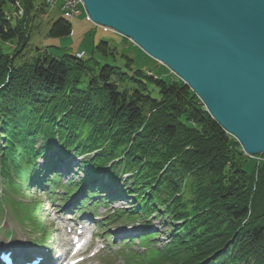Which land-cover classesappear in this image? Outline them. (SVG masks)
<instances>
[{"label":"trees","instance_id":"16d2710c","mask_svg":"<svg viewBox=\"0 0 264 264\" xmlns=\"http://www.w3.org/2000/svg\"><path fill=\"white\" fill-rule=\"evenodd\" d=\"M15 1L0 0V201L35 226L38 206L29 191L54 185L51 168L38 163L57 150L82 158L77 170L83 177L67 187L70 193L108 177L130 202L129 209L114 210L104 227L118 220L144 225L138 243L145 252L136 253L150 252L143 264H264V160L251 161L177 76L169 83L142 70L129 76L113 65L96 76L90 60L78 54L11 66L2 46L29 39L25 20L8 9ZM58 5L61 16L49 30L53 39L73 32L62 3L48 8L22 0L26 18H40ZM98 47L109 49L106 41ZM43 178L42 186L33 185ZM101 190L87 194L104 195ZM112 201L119 200L98 203ZM155 221L168 232L149 231Z\"/></svg>","mask_w":264,"mask_h":264},{"label":"water","instance_id":"95a60500","mask_svg":"<svg viewBox=\"0 0 264 264\" xmlns=\"http://www.w3.org/2000/svg\"><path fill=\"white\" fill-rule=\"evenodd\" d=\"M88 19L164 64L264 157V0H83Z\"/></svg>","mask_w":264,"mask_h":264},{"label":"rangeland","instance_id":"374dc122","mask_svg":"<svg viewBox=\"0 0 264 264\" xmlns=\"http://www.w3.org/2000/svg\"><path fill=\"white\" fill-rule=\"evenodd\" d=\"M36 1L38 2L39 0ZM8 9L15 10V8L12 7L10 3L8 4ZM45 13L48 14V17H44ZM45 13L39 14V16H41L40 18L29 16L26 18L25 14L22 18H18L19 21L25 20V33L29 39L27 43L13 42L2 46V51L11 61V66H27L33 62L35 58L37 59L44 58L46 56H54L53 54H56L59 57H62L66 54L71 56H76L78 54L79 58L84 57L85 60H90L89 66L94 68L96 76L99 74L98 72L104 65H113L118 67L121 72L128 74L129 76H133L136 70H142L146 76L154 77L156 79L162 78L169 83H172L174 80H176V75L173 74V72H171L161 62L150 58L130 39L120 36L109 28V31H106V28H101L100 26L87 21L88 16L85 8H82L80 13L71 20V24L73 26V32L71 36L62 39H53L49 37L50 27L52 26L53 22L58 20L61 16L59 5L57 6V9L52 11L46 10ZM9 18L11 19V16ZM101 41L107 42V45L109 46L107 53L98 47ZM81 55H83V57H81ZM121 87L125 88V83L121 85ZM197 102L202 104L200 100ZM71 158L74 159V156ZM250 160L252 161L253 159ZM250 160H248V162ZM75 161L79 164L82 161V158H76ZM40 162L42 163V161ZM249 164L245 166L246 170L249 168V166L252 168V165ZM67 181L68 179L66 182ZM31 195L33 198L39 199V202H41L40 200H42L44 203L47 202L45 198L42 197V195L39 196L35 193H31ZM48 202L50 203V201ZM50 205L47 208H45L43 205L44 212H42L43 215L41 214L40 217L45 229L52 233V230H56V228H58L54 218L57 217L59 212L54 210ZM122 206L125 207L129 205L124 203L114 204L111 206L112 209L110 207V209L96 207L95 214L96 216H99L97 220L103 221L104 217L110 216L112 210L118 208L122 209ZM62 208H64V206ZM62 208L59 210H62ZM161 224L162 223L160 221H155L154 226L152 227L153 231L156 230V232H168V230H166ZM20 226V223L13 217L10 208L4 206L3 216L0 217V239H3V236L6 237V235H3L5 232H7L6 230L17 229L19 230V236L29 238V240L32 241V234L29 233V235H27L26 229L21 228ZM114 228L116 229L111 230V232H117L120 228H128V230L121 231L123 233H128L132 232L136 227L119 224L114 226ZM58 232L59 231H57V233ZM91 232L96 235V238L85 257H91V255L94 254L97 248L100 246H103L104 249L97 256L88 259L83 264H143V262L148 259L147 256L150 255V252H148L146 257L134 256V252L132 250L127 248L124 249L120 246L117 238L112 242L110 241V243H106L104 234L101 230H99L98 226L93 228ZM58 236L59 234H56V237ZM162 237L163 239L165 238L164 235H162ZM97 244L99 245L97 246ZM134 250L143 252L139 245L134 247Z\"/></svg>","mask_w":264,"mask_h":264},{"label":"built area","instance_id":"2783aa9c","mask_svg":"<svg viewBox=\"0 0 264 264\" xmlns=\"http://www.w3.org/2000/svg\"><path fill=\"white\" fill-rule=\"evenodd\" d=\"M62 3V7L60 8L62 10V12H64L66 14V16L68 18H74L76 17L79 12H80V8H85L84 7V2L83 0H39L38 3H45L46 6L49 8H54L56 3ZM15 9H16V14L19 18H22L24 15V7L22 6V0H16L15 1ZM104 28V27H101ZM106 31H109L108 28L105 29ZM83 56V55H81ZM244 153V152H243ZM246 155V154H245ZM248 158L250 159H256L258 160V162L264 160V157L262 156H258V157H252V156H248L246 155Z\"/></svg>","mask_w":264,"mask_h":264},{"label":"bare ground","instance_id":"6f19581e","mask_svg":"<svg viewBox=\"0 0 264 264\" xmlns=\"http://www.w3.org/2000/svg\"><path fill=\"white\" fill-rule=\"evenodd\" d=\"M8 17H10V13H9V15H8ZM10 19V18H9ZM133 42V41H132ZM134 43V42H133ZM200 100V99H199ZM15 245V248L17 247L18 249H24V247H26V246H23L24 244H20V243H17V244H14ZM5 250V249H4Z\"/></svg>","mask_w":264,"mask_h":264}]
</instances>
